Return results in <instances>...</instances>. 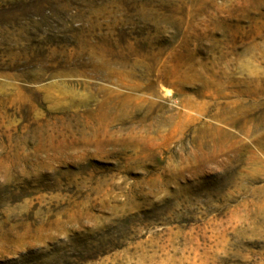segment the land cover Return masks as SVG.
I'll return each instance as SVG.
<instances>
[{"label": "rangeland", "instance_id": "374dc122", "mask_svg": "<svg viewBox=\"0 0 264 264\" xmlns=\"http://www.w3.org/2000/svg\"><path fill=\"white\" fill-rule=\"evenodd\" d=\"M0 264H264V0H0Z\"/></svg>", "mask_w": 264, "mask_h": 264}]
</instances>
